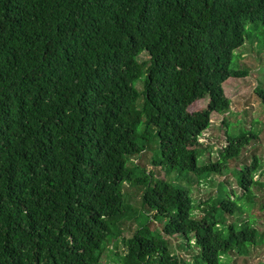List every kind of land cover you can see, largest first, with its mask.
I'll list each match as a JSON object with an SVG mask.
<instances>
[{
  "label": "trees",
  "instance_id": "obj_1",
  "mask_svg": "<svg viewBox=\"0 0 264 264\" xmlns=\"http://www.w3.org/2000/svg\"><path fill=\"white\" fill-rule=\"evenodd\" d=\"M249 25L264 34V0H0V264H101L112 229L136 218L124 185L163 225L122 238L116 264H232L264 248L252 213L215 218L244 214L226 183L194 203L131 165L151 152L154 169L206 188L257 141L226 136L215 161L199 142L230 112L224 84L249 77L231 68ZM255 94L264 110V86ZM238 171L252 212L260 161Z\"/></svg>",
  "mask_w": 264,
  "mask_h": 264
},
{
  "label": "rangeland",
  "instance_id": "obj_2",
  "mask_svg": "<svg viewBox=\"0 0 264 264\" xmlns=\"http://www.w3.org/2000/svg\"><path fill=\"white\" fill-rule=\"evenodd\" d=\"M247 33L249 38L247 39L244 47L234 53L232 69H248L249 77L244 80L230 79L224 84V90L227 98L231 101L230 112L225 115H213L212 127L203 135V138L199 141L205 148V153L210 155V160L215 161L218 151L226 146V136L234 138L246 131L257 133V141L253 142L246 150H244L239 161L231 162L228 165L226 176H217L214 179V184L206 188L197 187L196 184L190 181V178H178L176 173L166 174L159 169H154L151 165L152 153H143L138 159H132L131 165H135L145 172H150L154 180H164L176 186H180L190 191V197L194 201H204L208 197L214 198L217 195V189L219 183H226V187L223 191L227 192L228 196L235 204L241 209L243 216L235 215L229 218V216L223 215L221 217L216 214L215 218L226 221L229 224L233 221H238L239 218L246 217V220H251V213L257 217V228L261 234V238L264 239V192L257 194L258 202L251 210V206L247 204V201L238 199L240 193L235 185L237 181V173L239 168L243 165H248L251 162L253 156L260 161L261 171L258 174L260 182L264 185V110L263 106L255 94V90L258 86H264V34L263 29L259 25H249L247 27ZM139 92L143 91V84L136 85ZM202 101L189 109L191 114L197 113L206 108L208 102ZM140 101V105H142ZM192 149V147H191ZM206 154L200 158L199 164H203L206 161ZM139 171L138 173H140ZM181 177H187L182 175ZM235 181V183H234ZM123 202L129 208L131 207L130 218H133L134 214L136 218L134 220L121 221L123 226L122 232L116 229H112L115 236L120 237L117 242H110L107 245L106 252L102 257L101 264H116L118 262L117 254L124 253V248L120 240L122 238L128 239L133 233L143 232L147 237H160L163 221L159 218L153 219L154 213L145 211L140 205V195L142 190L130 189L129 186H122ZM253 195L255 193L253 192ZM195 203V202H194ZM138 213V215H137ZM194 214V212H193ZM195 215V214H194ZM235 224H238L234 222ZM121 234V236H120ZM114 240V237L112 238ZM115 243V244H114ZM171 244L176 246L175 241L172 239ZM176 249V248H175ZM180 258L189 260L191 253L185 254L182 251H177ZM121 256V255H120ZM232 264H264V248L256 249V252L249 257L245 258H233Z\"/></svg>",
  "mask_w": 264,
  "mask_h": 264
}]
</instances>
